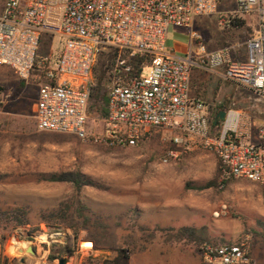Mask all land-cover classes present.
Here are the masks:
<instances>
[{"label": "built area", "instance_id": "1", "mask_svg": "<svg viewBox=\"0 0 264 264\" xmlns=\"http://www.w3.org/2000/svg\"><path fill=\"white\" fill-rule=\"evenodd\" d=\"M220 0H6L0 12V64L20 80L37 79L35 118L39 132L73 134L114 149L136 148L152 131L170 134L179 149L163 164L179 161L192 142L214 153L224 180L264 185V119L237 109L224 120L201 98L191 97L194 70L221 78L264 104V0H236L231 18L256 21L246 56L238 47L211 50L194 31L199 17L217 16ZM187 30L191 47L183 58L166 49L169 28ZM44 37L62 42L56 56L40 57ZM53 42V43H54ZM115 53L107 115L101 135L88 128L98 60ZM128 59L141 58L136 77ZM149 72L148 75H145ZM250 234L238 242L202 248L208 264H253ZM59 264V262H58Z\"/></svg>", "mask_w": 264, "mask_h": 264}, {"label": "rangeland", "instance_id": "2", "mask_svg": "<svg viewBox=\"0 0 264 264\" xmlns=\"http://www.w3.org/2000/svg\"><path fill=\"white\" fill-rule=\"evenodd\" d=\"M5 1L0 0V12ZM235 10L236 0H222L218 15L199 32L209 38L211 50L238 46L244 57L247 32L219 26V19L231 18ZM245 21L253 31L257 28L256 21ZM53 42L52 37H44L41 58L61 52L62 42ZM190 47L189 31L169 28L167 50L184 57ZM99 62L97 69L105 70L112 60ZM39 84L35 78L20 80L12 68L0 64V209H24L29 218L26 228L0 232L1 261L58 264L60 259L69 258L68 264H95L113 259L119 249L142 250L153 238L176 242L178 230L161 227L174 223L170 220L179 214V206L188 216L194 212L196 225L203 224L196 244L236 243L247 234L253 249L264 243V185L229 180L224 186L221 178L217 188L199 190L216 181L220 165L217 156L192 142L179 161L163 164L171 137L156 130L138 147L127 149L82 141L73 134L39 132L35 118ZM234 92L229 97L230 109L264 119L263 101L239 87ZM108 93V81L102 85L96 81L91 103H96L97 97H108ZM87 128L101 135L104 122L100 116H90ZM68 173H79L96 187L79 192L71 184L39 182L42 176ZM63 204L72 206L67 225L49 227L43 218L52 220ZM149 214L158 218L161 227L149 226L143 217ZM85 243L93 247L85 248L91 246ZM29 247L35 255L26 251ZM66 248H71L73 255H66ZM255 252L264 257L259 248ZM259 260L264 264L263 258Z\"/></svg>", "mask_w": 264, "mask_h": 264}, {"label": "crops", "instance_id": "3", "mask_svg": "<svg viewBox=\"0 0 264 264\" xmlns=\"http://www.w3.org/2000/svg\"><path fill=\"white\" fill-rule=\"evenodd\" d=\"M213 17L215 16H208V17L204 16L197 18L194 25V31L201 32L202 28L205 27L207 28V26L211 23V18ZM239 20L245 21L247 19H239ZM202 35L205 37L209 45V40H208L209 38L204 34ZM188 51L185 52L184 56ZM175 55L177 56L176 53ZM236 87L237 86L234 84L225 82L221 78L220 73L211 74L207 72H202L200 70H194L192 72L191 97L203 99L205 102H207V104L211 105L213 111H215V114L217 116L221 112L230 109L228 105L231 102L229 101V97L230 95L232 96V94L235 93L234 88L236 89ZM221 108H223L224 110H220ZM178 209H179L178 210L179 214H177L175 218H171L170 220L171 223L172 222L174 223L173 224L165 223L164 225H162V227L158 224L159 223L158 218L156 219L154 215L152 214L146 216L143 215V217L144 220L149 222L148 224L151 228L161 227V228H167L169 230L170 229L180 230L182 228H189V229H194L199 234L200 232L199 229L203 227V224L200 223H198L197 225L195 224V222L197 221L193 217L194 212L190 213V215L188 216L187 214H185V211H183L184 207L179 206ZM186 219H192L193 222L187 221ZM209 245L210 244L208 242L205 243L200 242L196 244L195 242H188L187 240H183V239L176 242L173 241L166 242V239H163L161 237H158L157 239L153 238L151 244L147 245L144 249L141 250L138 247L137 249L135 248L129 264H208L202 256V248ZM258 248L262 251V253H264V243L262 244L258 243L256 247L253 249L252 251L253 264H260L259 258L264 259V257L258 256L257 253L255 252L256 249ZM262 255L264 256V254Z\"/></svg>", "mask_w": 264, "mask_h": 264}, {"label": "trees", "instance_id": "4", "mask_svg": "<svg viewBox=\"0 0 264 264\" xmlns=\"http://www.w3.org/2000/svg\"><path fill=\"white\" fill-rule=\"evenodd\" d=\"M222 0H220L221 2ZM231 29H236L238 31H246L247 32V39L250 40V38L253 35V30L249 27H247V23L244 20H234L231 24ZM44 39V38H43ZM42 39V42H43ZM114 57H116L115 53H111L109 55L102 56L99 60L108 58L112 60V63L109 67H107L105 70H102V68L97 69V66L95 68V79L99 85H102V83L105 81V79L110 83V71L112 68V65L114 63ZM128 61V64L133 68V75L138 77L142 73L141 64L144 61L141 58H134V59H128L126 56L123 57ZM98 60V62H99ZM100 63V62H99ZM98 64V63H97ZM98 72H103V75L100 76ZM94 96L92 97V99ZM96 103H91L89 105L88 109V115L90 116H100L101 120H104L107 115L106 107L108 105V97H97ZM220 110H224L221 108ZM179 148L171 143V145L168 148V152L170 151H177ZM222 177L221 172V166L219 165V172L216 178L215 182L209 183L206 187L200 188L199 190H207L211 188H217L218 187V180H220ZM39 182L43 183H61V184H71L77 191H81L82 189L86 187H96V185L91 182L88 178L82 176L79 173H68V174H62V175H50V176H42L39 180ZM229 180L222 181V185L228 186ZM72 206L70 204H63L58 212L52 215V220H48L47 218H43L44 222L50 227H62L67 225V219L69 216V212L71 210ZM84 209L82 206L81 208ZM29 226V218L28 214L24 209H16V210H2L0 209V232L1 231H13L20 228H26ZM172 231V230H169ZM32 235V234H30ZM176 237L179 238V240H189L190 242H196L199 234L192 229L189 228H182L177 231ZM5 238H3V241ZM65 254L68 256L73 255V250L71 248L65 249ZM133 254V250L130 248L125 249H119L116 252V256L113 259L104 260L96 262L95 264H129L131 256ZM0 264H10V261L8 259H4L1 261L0 256ZM93 264V263H92Z\"/></svg>", "mask_w": 264, "mask_h": 264}, {"label": "water", "instance_id": "5", "mask_svg": "<svg viewBox=\"0 0 264 264\" xmlns=\"http://www.w3.org/2000/svg\"><path fill=\"white\" fill-rule=\"evenodd\" d=\"M226 116L225 112H221L215 119V124L218 123L219 120H224ZM28 253L35 255V251L33 250V248L29 247L28 250H26ZM69 263V258H62L59 260V264H68Z\"/></svg>", "mask_w": 264, "mask_h": 264}, {"label": "bare ground", "instance_id": "6", "mask_svg": "<svg viewBox=\"0 0 264 264\" xmlns=\"http://www.w3.org/2000/svg\"><path fill=\"white\" fill-rule=\"evenodd\" d=\"M85 244H90V243H85ZM91 246H88V247H85V245H84V247L85 248H92L93 247V245L92 244H90Z\"/></svg>", "mask_w": 264, "mask_h": 264}]
</instances>
